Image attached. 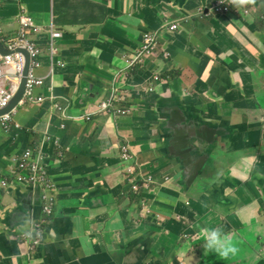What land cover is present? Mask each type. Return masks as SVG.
<instances>
[{
    "label": "crops",
    "instance_id": "crops-1",
    "mask_svg": "<svg viewBox=\"0 0 264 264\" xmlns=\"http://www.w3.org/2000/svg\"><path fill=\"white\" fill-rule=\"evenodd\" d=\"M220 1H0L2 37L18 35L22 15L63 32L50 62L49 34L28 30L41 49L33 90L41 100L22 97L11 112L20 128L0 126V264H210L201 236L221 226L223 211L232 214L221 232L235 231L243 257L258 256L247 250L264 244V0L228 10ZM145 31L156 43L130 65ZM112 92L130 112L97 111ZM204 123L200 135L192 125ZM188 132L192 157L204 158L192 180L201 193L177 210L186 190L166 184L165 204L152 210L177 211L138 220L128 197L154 193L131 183L158 169L185 181L173 145ZM25 149L41 152L34 181L14 177Z\"/></svg>",
    "mask_w": 264,
    "mask_h": 264
},
{
    "label": "built area",
    "instance_id": "built-area-1",
    "mask_svg": "<svg viewBox=\"0 0 264 264\" xmlns=\"http://www.w3.org/2000/svg\"><path fill=\"white\" fill-rule=\"evenodd\" d=\"M237 0H221L219 2L220 7L223 10H228L229 6L236 3ZM246 12V10H244ZM260 18L264 20V10L260 14ZM21 28L18 35L4 39L7 40L3 44L7 50L14 51L9 54H3L0 52V107L5 105L15 92L18 81L21 75L23 67V53L21 51H15L18 47L24 46L29 52V65L25 80L24 96H29L31 100L40 101L41 98L33 99V90L42 83L41 78L35 73V69L40 64L39 55L41 53L40 47L36 41L29 38L28 30H32L34 33L47 32L49 34V58L52 62V57L56 53L55 41L63 36V32L55 27H48L47 29L36 26L32 20L26 15L20 17ZM177 23H170L169 28L175 29ZM156 43V37L153 32L145 31L142 37L141 44L136 52V55L131 58L130 65L134 64L139 57L143 54L149 53ZM61 63V61H57ZM126 95V92L124 93ZM57 107V106H56ZM13 111V110H12ZM0 115V126L4 130L19 129L20 125L12 120L11 112ZM101 112L125 114L130 112V108H118L112 104L111 101L102 100L98 105V110ZM90 113L86 115V119L90 116ZM41 156L40 150L32 152L29 149H25L16 161L17 172L14 174L16 180L19 181H34L39 176L40 172L37 165V158ZM129 158V149L126 146H122V159ZM29 171V172H28ZM4 183V182H3ZM37 240L33 241V244H37Z\"/></svg>",
    "mask_w": 264,
    "mask_h": 264
},
{
    "label": "rangeland",
    "instance_id": "rangeland-1",
    "mask_svg": "<svg viewBox=\"0 0 264 264\" xmlns=\"http://www.w3.org/2000/svg\"><path fill=\"white\" fill-rule=\"evenodd\" d=\"M211 6V4H210ZM200 135L206 134L209 132L208 124L204 123L201 127L197 125H192ZM165 169H158L156 171H143L140 179L134 181L130 185V190L133 192L140 193L142 189L145 192L153 191L154 196L150 199L143 197L140 202L133 203L134 201L128 197L129 205L132 206L137 211L138 220H142L144 223L150 222H158V220L164 219L165 215L175 213L182 206L188 204V199L194 197L195 194L201 193L200 188L198 187V182H191L188 186L184 180H175L176 176L169 174L166 175L164 172ZM163 177V178H162ZM162 178V179H161ZM165 179V180H164ZM166 184H172L174 187L183 188L186 190V194L179 196L180 205L176 211L173 209L165 208V211L161 210H152L154 204L162 205L165 204L166 198L161 195V188ZM230 189V186L226 184V188L223 190L222 194H224L227 190ZM232 213L223 211L222 218H226L230 216ZM179 221L183 222V219L180 217ZM101 221V219L97 220ZM98 226L95 228V232H97ZM223 230H229V228H223ZM237 232V231H236ZM233 235H225L224 232H220V234L214 236L208 231H204L202 236L203 239L200 241L202 245L201 256L206 258L210 264H258V262L264 263V244H257L251 249H248L247 252L250 254L255 252L258 254L257 257H253L248 255L244 256V248L236 247L234 244L235 240V231L231 230Z\"/></svg>",
    "mask_w": 264,
    "mask_h": 264
},
{
    "label": "water",
    "instance_id": "water-1",
    "mask_svg": "<svg viewBox=\"0 0 264 264\" xmlns=\"http://www.w3.org/2000/svg\"><path fill=\"white\" fill-rule=\"evenodd\" d=\"M1 1V0H0ZM7 25H10L11 21L8 20ZM15 37L14 35H6V36H1V30H0V52L3 54H9L14 51L7 50L4 48L2 41L4 39H9ZM15 51H21L24 55L23 57V67H22V72L18 81L17 88L11 98L8 100V102L0 107V115L8 113L9 111H12L15 109V107L18 105L19 101L22 99L24 95V89H25V80H26V74L28 70V65H29V52L26 47L20 46L18 47ZM117 92H112V95H114ZM118 93H125V92H118ZM178 122L175 121L174 119H169L168 120V126L172 128L173 130L177 129ZM196 137L195 132H188L186 134V137L184 141H178L177 144H174L173 147L176 149V152L178 156L181 158L184 167L187 168L186 170V178L185 181L186 183H191L192 180L195 178L197 175L198 171L201 169L204 163V158L203 157H198V158H193L192 157V151L194 150V139ZM229 221L231 222V217L227 216L226 218H221V226H214L211 229H208V231L216 236L220 234L221 228H224V224ZM140 264H144L142 260L139 262ZM186 264H197V262H191V263H186Z\"/></svg>",
    "mask_w": 264,
    "mask_h": 264
},
{
    "label": "trees",
    "instance_id": "trees-1",
    "mask_svg": "<svg viewBox=\"0 0 264 264\" xmlns=\"http://www.w3.org/2000/svg\"><path fill=\"white\" fill-rule=\"evenodd\" d=\"M132 68V66L130 67V69ZM133 72H135V70H133ZM119 94V93H118ZM119 95H122V96H126L124 93H120ZM106 100H111V102L113 103V104H115V102H114V99H112V93H111V95H110V99H106ZM130 101H128V105H127V107H125V108H128L129 106H130V103H129ZM116 105V104H115ZM118 108H121L122 109V107H119L118 105H116Z\"/></svg>",
    "mask_w": 264,
    "mask_h": 264
},
{
    "label": "clouds",
    "instance_id": "clouds-1",
    "mask_svg": "<svg viewBox=\"0 0 264 264\" xmlns=\"http://www.w3.org/2000/svg\"><path fill=\"white\" fill-rule=\"evenodd\" d=\"M22 72V71H21Z\"/></svg>",
    "mask_w": 264,
    "mask_h": 264
}]
</instances>
